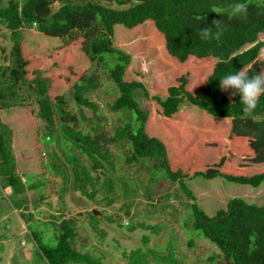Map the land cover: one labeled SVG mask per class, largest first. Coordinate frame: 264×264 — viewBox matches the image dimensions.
Segmentation results:
<instances>
[{
    "label": "trees",
    "instance_id": "16d2710c",
    "mask_svg": "<svg viewBox=\"0 0 264 264\" xmlns=\"http://www.w3.org/2000/svg\"><path fill=\"white\" fill-rule=\"evenodd\" d=\"M234 2L0 0V24L13 40L10 54L1 49L5 62L0 64V110L36 104V114L43 122L42 136L49 145L55 143L47 167L61 178L60 198L67 191L79 192L97 205L109 207L117 201L116 189L121 186L130 199V189L116 176L111 149L114 144H126L127 163L150 161L155 173L178 184L189 199L190 224L186 225L217 246L222 253L220 264H264V205L232 197L225 208L209 215L188 185L196 177H221L253 187L264 182V95L253 111L245 113L239 94L221 89L219 81L244 67L251 68L250 76L264 71V40L260 39L264 7L249 0L247 16L230 19L227 9ZM213 8L224 10V14ZM216 20L223 29L218 37ZM205 28L211 29L209 38L201 35ZM134 48L150 52V59L146 57L144 63L145 76L128 79ZM159 56L171 58L175 65L161 60L160 66L166 70L161 73L156 69L155 76L154 63ZM230 56L234 58L222 63ZM98 68L107 70L119 92L111 109L132 116L112 133L83 130L69 103L68 94L84 120L83 108L98 109L89 97L98 86ZM148 77L155 78L156 85ZM156 87L165 92L164 97L156 96L160 109L142 108L136 92L147 96ZM185 102L195 106L198 115L174 118ZM0 175L13 193L23 195L16 207L24 220L32 200L28 191L41 188L46 179L28 181L17 173L13 129L1 118ZM45 200L46 194H41L35 202ZM133 203H124L126 215ZM86 215L94 231L105 235L95 210ZM27 216L30 220L33 212L29 210ZM54 223L58 224L54 245L44 243L38 231L31 232L47 264H103L95 255L73 246L78 235L77 216L56 218ZM118 224L122 226L120 221ZM151 228L159 231L161 226ZM142 242L123 252L126 264H181L175 241L165 253L146 248V235Z\"/></svg>",
    "mask_w": 264,
    "mask_h": 264
},
{
    "label": "rangeland",
    "instance_id": "374dc122",
    "mask_svg": "<svg viewBox=\"0 0 264 264\" xmlns=\"http://www.w3.org/2000/svg\"><path fill=\"white\" fill-rule=\"evenodd\" d=\"M111 6L118 7L115 3H111ZM260 39L264 40V35H260ZM157 42L159 47H162L161 40L157 39ZM12 46L10 31L0 24V64L5 62L1 49L3 48L7 55L10 54ZM125 50L129 51L127 48ZM131 52L133 61L128 67L127 78L145 76L142 70L145 69L144 63L150 59L148 58L150 52L136 48ZM163 59L165 65L168 63L170 66L175 65L171 58L167 59L164 56ZM163 59L159 56L156 64L154 63L155 76H158L156 69L161 73L166 70V67L164 69L162 65L160 66ZM94 69L95 67L92 68ZM98 76V86L89 92L91 100L98 105L96 111L83 108L86 116L84 120L79 106L70 94H68L69 103L72 111L78 115L83 130L90 132L104 130L112 133L116 126L127 119L131 120L132 116L111 109L110 105L118 96V89L109 78L107 70L98 68ZM152 78L148 77V81L156 85L155 78ZM149 92L147 96L142 91L136 92L140 106L144 109L152 107L160 109L156 96L164 97V90L156 87ZM36 111L35 103L0 110L2 121L13 129L17 173L24 174L28 181L35 179L44 182L46 179L44 186L28 191L27 196L33 200L29 202V210L33 212V216L29 220L28 210L23 220L16 207V203L23 195L13 193L0 175V264H47L37 249L31 232L38 231L44 243L54 245L58 234L56 230L58 224H55L54 220L64 216L78 218L76 229L78 235L73 246L81 252L95 255L103 264H126L123 252L143 245V235L148 236L145 247L157 253H165L168 244L175 241L177 256L182 260L181 264H220L222 253L217 246L197 230L186 225L190 224L189 199L178 184L155 173L150 161L127 163L126 144H114L111 149L117 165L116 176L122 177L130 189V199L124 195L121 186H117L116 189L117 201L109 207L104 203L97 205L79 192L67 191L60 198L61 178L50 173L47 167L49 153L55 148V143L49 145L43 138V122ZM181 114H187L193 119L198 112L195 106L185 102L181 104L174 118ZM188 185L194 192L199 206L209 215L215 214L220 208H225L232 197H240L256 205H264V182L258 187H253L227 181L221 177L211 179L196 177L189 180ZM41 194H46V200L37 204L35 200ZM127 200L134 202L129 215L124 212V203ZM91 210H95L99 215L98 225L105 235L94 231L92 224H89L86 212ZM119 221L122 226L118 224ZM142 224L147 227H142ZM155 224L161 226L159 231L157 228L155 230L151 228Z\"/></svg>",
    "mask_w": 264,
    "mask_h": 264
},
{
    "label": "clouds",
    "instance_id": "9594fccd",
    "mask_svg": "<svg viewBox=\"0 0 264 264\" xmlns=\"http://www.w3.org/2000/svg\"><path fill=\"white\" fill-rule=\"evenodd\" d=\"M258 6L264 7V0H257ZM249 0H235L229 8L227 9V14L230 19L232 18H243L248 14ZM212 10L217 13L224 14V10L220 8H213ZM217 27V32L215 35L218 37L222 32V26L219 20L214 21ZM211 29L205 28L201 30V35L204 38H209L211 36ZM234 57H229L228 60L222 61V63H228ZM258 60L262 61L259 56ZM264 62V61H262ZM251 68L244 67L233 73L224 75L220 81L221 89L227 90L232 89L233 95L237 93L240 96V102L243 105V111L245 113L253 111L258 104L259 98L264 95V71L250 76L249 70Z\"/></svg>",
    "mask_w": 264,
    "mask_h": 264
},
{
    "label": "crops",
    "instance_id": "0c3cea01",
    "mask_svg": "<svg viewBox=\"0 0 264 264\" xmlns=\"http://www.w3.org/2000/svg\"><path fill=\"white\" fill-rule=\"evenodd\" d=\"M22 222V221H21ZM24 225V224H23Z\"/></svg>",
    "mask_w": 264,
    "mask_h": 264
},
{
    "label": "water",
    "instance_id": "95a60500",
    "mask_svg": "<svg viewBox=\"0 0 264 264\" xmlns=\"http://www.w3.org/2000/svg\"><path fill=\"white\" fill-rule=\"evenodd\" d=\"M96 213V212H95Z\"/></svg>",
    "mask_w": 264,
    "mask_h": 264
}]
</instances>
